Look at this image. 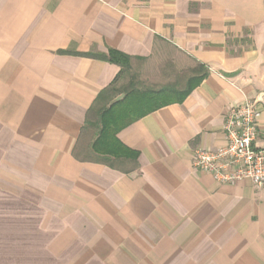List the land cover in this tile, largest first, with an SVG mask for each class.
Returning <instances> with one entry per match:
<instances>
[{
	"label": "crops",
	"instance_id": "1",
	"mask_svg": "<svg viewBox=\"0 0 264 264\" xmlns=\"http://www.w3.org/2000/svg\"><path fill=\"white\" fill-rule=\"evenodd\" d=\"M112 49L207 74L119 133L129 173L89 159L121 67L77 53ZM244 97L264 146V0H0V264H264V187L193 164Z\"/></svg>",
	"mask_w": 264,
	"mask_h": 264
},
{
	"label": "trees",
	"instance_id": "2",
	"mask_svg": "<svg viewBox=\"0 0 264 264\" xmlns=\"http://www.w3.org/2000/svg\"><path fill=\"white\" fill-rule=\"evenodd\" d=\"M77 54L93 56L121 67L115 80L100 93L95 105L89 110L86 125L96 134L91 144L89 159L123 169L127 173L138 168L139 152L124 145L118 136L119 133L139 118L161 107L182 103L207 75L200 72L191 76L184 86L168 83L154 87L135 81L126 91L124 90L122 98L115 100L121 92L118 88L120 80L132 70V56L114 49L108 53ZM104 97L108 101L101 105L100 101ZM127 164L128 167H125Z\"/></svg>",
	"mask_w": 264,
	"mask_h": 264
},
{
	"label": "built area",
	"instance_id": "3",
	"mask_svg": "<svg viewBox=\"0 0 264 264\" xmlns=\"http://www.w3.org/2000/svg\"><path fill=\"white\" fill-rule=\"evenodd\" d=\"M258 99L244 97L226 116L223 130L227 143L213 151L201 147L195 151L193 164L212 173L220 182L249 179L264 187V146H260Z\"/></svg>",
	"mask_w": 264,
	"mask_h": 264
},
{
	"label": "rangeland",
	"instance_id": "4",
	"mask_svg": "<svg viewBox=\"0 0 264 264\" xmlns=\"http://www.w3.org/2000/svg\"><path fill=\"white\" fill-rule=\"evenodd\" d=\"M169 62L173 63V61L170 60L137 63L135 69L126 73L120 80L118 88L121 92L115 100L122 98L124 90L126 91L130 87V84L135 83V81L154 87L166 83H174L178 86H184L187 79L194 74V69L188 64L181 65V68H179V65L175 64V67L171 69L170 64H166ZM177 72L179 74H177Z\"/></svg>",
	"mask_w": 264,
	"mask_h": 264
}]
</instances>
